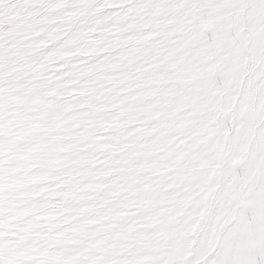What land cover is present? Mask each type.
<instances>
[{
	"label": "snow or ice",
	"instance_id": "1",
	"mask_svg": "<svg viewBox=\"0 0 264 264\" xmlns=\"http://www.w3.org/2000/svg\"><path fill=\"white\" fill-rule=\"evenodd\" d=\"M0 264H264V0H0Z\"/></svg>",
	"mask_w": 264,
	"mask_h": 264
}]
</instances>
